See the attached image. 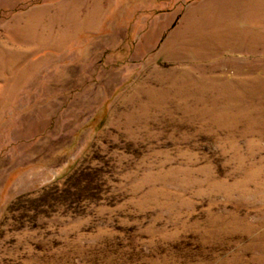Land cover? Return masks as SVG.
I'll use <instances>...</instances> for the list:
<instances>
[{"label": "rangeland", "instance_id": "1", "mask_svg": "<svg viewBox=\"0 0 264 264\" xmlns=\"http://www.w3.org/2000/svg\"><path fill=\"white\" fill-rule=\"evenodd\" d=\"M38 1L0 0V46ZM132 32L0 55V264H264V58Z\"/></svg>", "mask_w": 264, "mask_h": 264}, {"label": "crops", "instance_id": "2", "mask_svg": "<svg viewBox=\"0 0 264 264\" xmlns=\"http://www.w3.org/2000/svg\"><path fill=\"white\" fill-rule=\"evenodd\" d=\"M182 4L176 16L170 15L167 4L41 0L14 17L0 55L7 49L19 51L31 63L39 52H63L82 38L131 24L135 35L151 38L152 44L165 37L154 60L168 65L190 67L197 60L213 66L239 58H264V0H183Z\"/></svg>", "mask_w": 264, "mask_h": 264}]
</instances>
